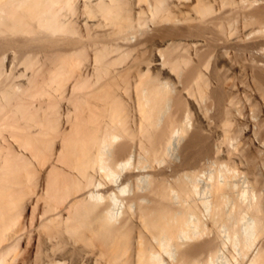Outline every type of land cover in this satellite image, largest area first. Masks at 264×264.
<instances>
[{"label": "bare ground", "instance_id": "bare-ground-1", "mask_svg": "<svg viewBox=\"0 0 264 264\" xmlns=\"http://www.w3.org/2000/svg\"><path fill=\"white\" fill-rule=\"evenodd\" d=\"M263 33L264 0H0V264H264Z\"/></svg>", "mask_w": 264, "mask_h": 264}, {"label": "rangeland", "instance_id": "rangeland-1", "mask_svg": "<svg viewBox=\"0 0 264 264\" xmlns=\"http://www.w3.org/2000/svg\"><path fill=\"white\" fill-rule=\"evenodd\" d=\"M260 3V2H259ZM259 3H257V4H255L256 6H258L259 5ZM241 25L242 24H240V22L238 23L237 22V24L236 25H234V27L236 28V29H238L235 33L236 34H234V36L236 37L237 36V34H240V32H239V30L241 31V33H242V27H241ZM241 35V34H240ZM233 36V37H234ZM262 36V37H261ZM231 37V36H230ZM250 39V41H256V42H260V43H264V33L262 34V35H252V38L251 37H249ZM258 42V43H259ZM162 48L163 49H165V47L164 46H162ZM264 48V45H262V47H261V49H263ZM160 49H161V47H160ZM193 49L194 48H191L190 49V51L189 50H187V49H185V50H187L186 51V53L185 54H190V52L192 53L193 52ZM263 52H264V50H262ZM230 53V56H228V58H227V60L226 61H229L230 59H231V63H233V64H235L236 65V69H235V71L233 72V73H231L230 72V76H231V79L233 80V82H235V83H237V85L238 84H243V83H245L243 86H246V92L248 93V94H254L255 93V91L252 89V87L250 86V76L248 75V74H246L245 75V72L244 71H242L241 69H242V67H241V65L240 64H242V63H244V62H247L248 61V59H249V56L247 55V54H238V56H236L235 57V55H237V54H235V52H232L231 50L229 51ZM232 54V55H231ZM234 55V56H233ZM232 57V58H231ZM213 59H211V62H209L210 64V66H208V67H210V70L209 71H211L214 67H217V66H222L223 65V63L225 64V62H223L222 64L221 63H219V65L217 64V61H216V57H212ZM236 58V59H235ZM131 59V58H130ZM232 60H234V61H232ZM237 60V61H236ZM130 61V60H129ZM129 61H126V64L129 62ZM239 61V62H238ZM221 64V65H220ZM226 65V64H225ZM240 67V68H239ZM209 69V68H208ZM244 73V74H243ZM247 76H248V78H247ZM249 80V81H248ZM247 81H248V83H247ZM249 85V87H247ZM251 87V88H250ZM248 88H250L249 90H248ZM243 90V89H242ZM248 90V91H247ZM254 91V92H253ZM252 92V93H251ZM264 196V195H263ZM262 196V199H263V202H264V197ZM30 212H31V210H29V213H27V214H30ZM25 246V245H24Z\"/></svg>", "mask_w": 264, "mask_h": 264}]
</instances>
